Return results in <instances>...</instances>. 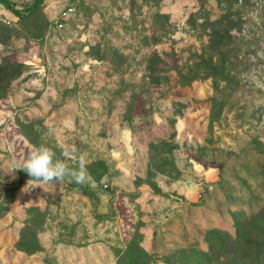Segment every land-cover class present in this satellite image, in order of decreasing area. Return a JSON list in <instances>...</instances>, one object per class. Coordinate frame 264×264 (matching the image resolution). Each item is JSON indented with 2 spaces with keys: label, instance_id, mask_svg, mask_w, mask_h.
<instances>
[{
  "label": "rangeland",
  "instance_id": "1",
  "mask_svg": "<svg viewBox=\"0 0 264 264\" xmlns=\"http://www.w3.org/2000/svg\"><path fill=\"white\" fill-rule=\"evenodd\" d=\"M0 211V264L264 259V0L0 4Z\"/></svg>",
  "mask_w": 264,
  "mask_h": 264
},
{
  "label": "clouds",
  "instance_id": "2",
  "mask_svg": "<svg viewBox=\"0 0 264 264\" xmlns=\"http://www.w3.org/2000/svg\"><path fill=\"white\" fill-rule=\"evenodd\" d=\"M78 168H72L65 162L56 158V153L46 145L34 148L27 156L23 166L17 169L25 171L31 179L28 185L60 184L66 178L78 185L88 180L85 158L80 156Z\"/></svg>",
  "mask_w": 264,
  "mask_h": 264
},
{
  "label": "trees",
  "instance_id": "3",
  "mask_svg": "<svg viewBox=\"0 0 264 264\" xmlns=\"http://www.w3.org/2000/svg\"><path fill=\"white\" fill-rule=\"evenodd\" d=\"M42 2L43 0H34L30 5H27L26 7L19 9L15 6V3L11 0H0V4H2L6 9L12 11L18 18H24L28 14L34 12ZM84 192L92 199L93 204H96L97 197L95 193L89 189H84ZM240 263L241 264H264V259H242ZM127 264H137V263H127Z\"/></svg>",
  "mask_w": 264,
  "mask_h": 264
}]
</instances>
